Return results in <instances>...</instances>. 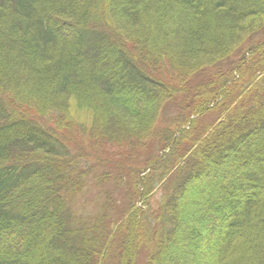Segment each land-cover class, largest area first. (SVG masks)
<instances>
[{
    "label": "trees",
    "instance_id": "16d2710c",
    "mask_svg": "<svg viewBox=\"0 0 264 264\" xmlns=\"http://www.w3.org/2000/svg\"><path fill=\"white\" fill-rule=\"evenodd\" d=\"M262 13L264 0H0V264H264V35L228 67L192 65ZM73 94L92 111L84 149ZM155 140L146 165L127 161Z\"/></svg>",
    "mask_w": 264,
    "mask_h": 264
},
{
    "label": "rangeland",
    "instance_id": "374dc122",
    "mask_svg": "<svg viewBox=\"0 0 264 264\" xmlns=\"http://www.w3.org/2000/svg\"><path fill=\"white\" fill-rule=\"evenodd\" d=\"M224 11H226V9H216L214 11V13L218 14V21H219V17H221V15H224ZM207 14L205 15L206 18L207 19L211 18ZM218 21L215 20L214 22H218ZM219 22H223L224 23V21H222V20L219 21ZM110 23L113 24L112 22H110ZM221 26L222 27L224 26L226 29L229 27L228 25H221ZM110 30L112 32L116 31V33H118V34H120V33L122 34V32H121L122 29L120 30L116 25L110 26ZM122 31H124V30H122ZM225 34H226V32H225ZM263 35H264V13L258 14V15H254V16H250L247 19H245L244 21L242 20L236 27H233L232 31L229 30V34L226 35L228 37V40H229V42H227V43H229V44L226 45V47L225 46H223V47L219 46V44L217 43V46H216V47H218L217 49L214 46H212L211 49H213V50L210 51L211 53H209L207 55L206 54L201 55L200 62L192 61V65L196 64L198 66V65H205V64H209V63L212 64V62H218L219 61V62H224L223 66L228 67V64L231 62V59L235 60L237 58V55L240 53V48L242 47V44H243V42L245 40L249 41V43H252L253 40H255V39H257V38H259V37H261ZM117 38H118V35H117ZM218 49H219V51H217ZM214 52H216V53L214 54ZM139 55H140V53H138V56ZM206 58L208 60H206ZM147 69L150 72L153 71V69H150V68H147ZM159 69L161 71H164V75H162V76L163 77H167L166 75L168 74L169 68H168L167 63L165 62V60H164V62L161 63V65L159 66ZM83 98H84V100L82 99V100L79 101L77 99V97L73 94L70 97V100H69L70 104L75 109V113H76V117L75 118H76V120L80 121L81 124H82V126H81V124H78L77 126L73 125L74 137L77 140V149H80V148L84 149V147L88 148L89 147L88 142H91V140H90L91 138L84 134V132H85L84 129H86L85 128V126H86V127H89L88 129L90 130L93 116H92V111L90 110L89 107H87L89 102H87V97H86L85 94L83 95ZM105 103H106V101H105ZM124 112L125 113L122 114V116H125V114H126V116H128L126 118L129 120V122H131L133 124L131 129L135 130L136 128H139L141 121L144 120L145 117L143 115L134 116L132 113H130V112L126 111V110H124ZM84 122L87 125L84 126ZM93 124H94V122H93ZM71 134H73V133H71V131H67L66 132V135H69L70 139H74L73 137L70 136ZM72 143H76L75 140H73L71 142V144ZM159 149H160L159 141L155 140V142L153 144H151L150 148L145 150L143 153H140V154L136 155V158L134 157V158L131 159V157H129V155L127 154L126 159H127L128 162L131 161L132 164L136 163V164H139V166H144V165H146L144 163L146 162L147 159H149L151 157V154H156V153L158 154ZM127 151L129 152V149L126 150L125 152L128 153ZM130 175H131V173H130ZM130 175H126V179H129ZM116 191L120 195L124 194V193H122V191L125 192L122 189H118ZM72 203H75L74 199L72 200ZM76 205L80 206L81 204L80 203L79 204L76 203ZM139 205L143 206L144 204H143L142 201H140ZM168 242L169 241L166 240L164 242V244H163L164 248H165L164 251L167 254H168L169 248H170V247H167L169 245ZM206 247H208V246H206ZM172 256L180 257L178 254H175V253ZM180 258L183 261V263L186 262V258L185 257H180Z\"/></svg>",
    "mask_w": 264,
    "mask_h": 264
},
{
    "label": "bare ground",
    "instance_id": "6f19581e",
    "mask_svg": "<svg viewBox=\"0 0 264 264\" xmlns=\"http://www.w3.org/2000/svg\"><path fill=\"white\" fill-rule=\"evenodd\" d=\"M175 263H176V261H175ZM177 264V263H176Z\"/></svg>",
    "mask_w": 264,
    "mask_h": 264
}]
</instances>
